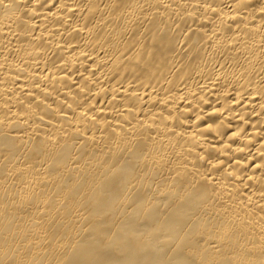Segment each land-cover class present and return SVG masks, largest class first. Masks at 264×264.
<instances>
[{
	"label": "bare ground",
	"instance_id": "6f19581e",
	"mask_svg": "<svg viewBox=\"0 0 264 264\" xmlns=\"http://www.w3.org/2000/svg\"><path fill=\"white\" fill-rule=\"evenodd\" d=\"M0 264H264V0H0Z\"/></svg>",
	"mask_w": 264,
	"mask_h": 264
}]
</instances>
